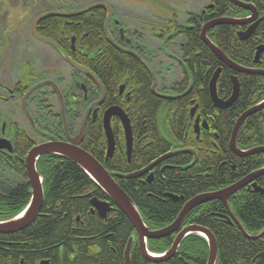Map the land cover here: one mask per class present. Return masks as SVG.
<instances>
[{"label":"trees","instance_id":"16d2710c","mask_svg":"<svg viewBox=\"0 0 264 264\" xmlns=\"http://www.w3.org/2000/svg\"><path fill=\"white\" fill-rule=\"evenodd\" d=\"M57 6L66 10L80 8L79 6L71 8L62 3H58ZM243 12L241 7L233 5L228 0H218L212 9H207L201 16V21L198 20L199 16H196V19H189V23L197 24L196 28L181 27L179 33L186 39L187 54L198 52L196 56L192 54L195 68L189 66L191 71L189 77L194 86L186 102L184 100L178 107L177 117L172 119L167 116L166 120H162L163 123L161 121L165 131L157 119L162 100L150 91L149 74L135 59L110 48L102 27L105 19V12L102 9L96 7L76 17H46L36 29L40 35L50 39L65 51L70 60L87 67L100 79L105 88L104 103L107 105L119 100V97L114 98L113 95L118 93L121 84L125 85L126 90L132 89L131 84L134 83H131L130 79L134 80L135 89L131 93L128 109L126 108L134 136L131 160L128 161L124 154V138L118 124L113 128L118 149L111 159L105 160V140L101 134L100 123L87 125L86 135L81 144V148L109 172L125 174L142 168L170 149L168 136H173L175 141L183 146L188 144L195 148L197 145L195 142H200L199 140L205 142L206 137L195 139L194 133L188 128L191 125L189 101L191 98H200L201 109L209 111L211 103L207 84L214 71L222 68L216 82L217 95L220 97L231 93V82L227 72L237 75L240 90L236 103L227 110L219 111L218 116L213 115L212 127L217 133L210 135L213 137V142H210L213 147L209 148H213L214 153L206 156L204 150L196 149L198 160L189 168L186 164L191 161V157L187 154L166 159L169 164L181 165L182 169L169 167L159 174L156 168L154 179L148 183L138 179L114 178L137 206L144 224L151 230H158L172 223L184 203L200 192L219 190L232 185L240 178L239 167L236 165L237 168H231L237 160L228 148V141L236 117L248 106L264 98V77L236 73L224 66L201 41L199 32L203 21L214 19L216 16L238 15ZM173 23L174 21L172 26L170 23L165 25L166 32L173 28ZM236 30V25H216L208 31L207 36L231 61L242 66L252 65L255 47L260 41L253 38L250 43L240 42ZM72 39L74 50L70 47ZM98 48L103 52L100 58L94 55ZM30 72L28 68L22 81L17 84L20 86V89H17L20 93L26 89L24 86L26 83L35 79ZM60 74H58L60 80L66 83L69 81L72 92L78 97L79 91L71 81L79 79V71L70 67L67 80ZM188 81L189 78L186 76L182 89L186 87ZM66 85L62 81L61 87ZM259 118L263 119V115L257 113L244 121L237 135L238 147L243 146L246 138L250 144L260 138L257 125ZM17 136L10 155L0 154V220H6L20 212L31 195L24 158L33 144L29 142L24 132ZM117 151L122 153L121 157L117 155ZM36 169L42 178L44 193L40 213L23 231L0 234V264H38L48 258L51 264H123L121 257L124 248L134 232L127 217L117 209L111 210L105 219L97 217L96 213L91 214L89 209L91 198L108 201L109 199L78 166L62 156L52 154L40 156L36 162ZM10 174L15 178H10ZM171 194L181 199L174 201L167 196ZM245 195L243 198L244 193L238 191L229 198L228 203L246 234H257L264 228V194ZM226 215L228 213L224 204L219 200H212L191 209L181 226L192 223L206 227L212 232L217 243V258L214 264H264L262 254L264 234L257 239H249L234 222L233 224L226 222ZM175 235L176 233L149 239L147 249L150 253H162L171 246ZM95 241H98L101 247L98 254L88 247V243L92 246ZM59 246H62V251H59ZM132 247L131 264H150L141 257L137 246ZM70 252L74 256H71ZM207 253L205 240L201 236L190 234L182 240L171 259L155 264H206Z\"/></svg>","mask_w":264,"mask_h":264},{"label":"flooded vegetation","instance_id":"af4514ba","mask_svg":"<svg viewBox=\"0 0 264 264\" xmlns=\"http://www.w3.org/2000/svg\"><path fill=\"white\" fill-rule=\"evenodd\" d=\"M45 1L46 0H43V2H45ZM57 1L58 0L51 1L48 4L50 6L48 9L40 10V12L35 15L32 22L39 15H41L43 13L54 12V10L55 11H65L66 9H63V7L58 8L57 4L60 2H57ZM217 1L218 0H205L204 4L202 5V7L199 9V11L197 13L186 11L185 12V22H183V23L178 22L177 15H175V14L166 18L167 20H159V21H155V22L154 21L151 22L149 20L144 21L141 18L138 19L136 17H133V15L117 13L116 12L117 9L113 8L109 3H106L105 1H101V0L92 1V2H105L106 4H108L110 6L111 15H109L110 19H109L108 24H107V26H108L107 32H108L111 40H113V43H111L109 41V38H107L106 33H105V29L103 27L105 19H106V11L103 8H99L105 12V19H104L102 27H103L105 38H106L107 42L109 43L110 48L119 52L122 55L132 57L149 74L150 79H151L150 80L151 81L150 91L157 98H160L162 100L161 106L158 110V112H159L158 118L161 116V120L159 119V123H160V126L163 130H164V125L162 124L163 121L166 120L167 116L172 118V119H175L177 117V113H179L178 107L182 105L184 100L186 102V99L189 97V93L194 86L191 78L189 77L190 72H191L189 69V66H191L192 68H195L194 56H196L198 52L193 51V52H191V54H187L186 44H185L186 39L184 38V36L182 34L179 33L181 31V27L196 28L197 24L195 22H193L194 24L189 23V19L190 18L196 19V16H199L198 20L201 21V19H202L201 16L206 12L207 9H212L214 7V4L217 3ZM240 1L252 4L253 11H251V10L249 11V10L242 8L244 10V12L241 14H238V15H228V14L227 15H221V16H216L214 19L220 18V17L244 19V22H242V24L236 25L237 26L236 31H237L238 40L240 42H248V43L252 42L253 38L259 40L260 43L255 47L254 56H255V53L257 51V47L261 46L262 50H260L256 62H254V56H253V60L251 61L252 65H249V66L240 65V66L248 68V69H254L257 71L258 70H264V28H263L264 27V0H240ZM92 2H89L86 4H90ZM43 5H44V3H43ZM94 9H96V8H94ZM55 16H58V15H55ZM48 17H50V16H48ZM60 17L67 18L66 16H60ZM162 18H164V17H162ZM210 20H213V19L203 21L201 24V28L207 21H210ZM173 21H174L173 28L169 29L166 32L165 25L166 24L168 25L170 23V25L172 26ZM32 22H31V24H32ZM40 22H41V20L37 23L36 29H38ZM136 23L138 24V26L140 25L143 28L147 27V26L150 27V29H149L150 33H151L150 35H152L151 41L155 42V44H156L155 47H153L154 45L151 46V45L146 43V38L143 37L142 34L140 33V31L135 27ZM227 25H230V24H227ZM201 28H200V31H201ZM246 29H252L251 34L246 38V40L245 39L240 40L239 34L240 33L243 34V32H245ZM208 31H207V33H208ZM37 32H38V30H37ZM30 33H31V26H30ZM31 35H32V33H31ZM199 36H200V32H199ZM33 38H34V40H37L40 43H43L45 46H48L52 50V52H54L57 56L62 58L63 61L68 65L69 71H70V67L76 71H79V70L75 69L73 66H71L68 63V61H66L61 56V54H59L58 51L52 45L46 43V41L44 42L43 40H40V39L34 37V36H33ZM200 39H201V37H200ZM201 41L203 42L202 39H201ZM70 47L72 50H74L73 44ZM81 53L85 54L84 51H81ZM192 54H194V56H192ZM94 55H96V58H100V56H103L102 49L98 48L94 52ZM136 56H140V58L136 57ZM25 64L27 66V69L30 68V70H31L30 73H31V75H33L35 77V79L32 78V79H34L32 82H30V83L28 82V83H26V85H24V86H26V89L23 91V93H20L19 91H17V89H20V86H17V84L20 81H22V79L24 77V75L23 76L20 75L19 66H17V71L19 73V79L16 81V83L15 82L13 83L11 88L6 87L0 83V90L3 91V93H0V107L1 106L4 107V106L8 105L9 103H12L14 106L17 105V107L20 110V114L23 115V118L25 120L24 124L21 121L20 122L22 124H20L18 122V119L15 120L14 119L15 115L13 113L14 110L13 111H7V113L9 112L7 114V116L2 111H0V139L9 142V144L11 145V151L3 148V149H0V154L2 156H5V154L10 155V153L12 152V146H13L14 142L18 139L17 135H19L21 132H24V134L28 138L29 142L33 144L32 146H35L38 144L40 145L41 143H44L47 141H53V140H55V141H68L69 138L75 137L79 133V129H80L81 124H82L81 122H83V119L85 118L83 131L81 132L82 133V139H81L79 146L81 147L82 141L85 138L87 125L90 123L91 124L92 123L93 124L94 123H97V124L100 123L101 124V134H103V137L105 140V142H104L105 143V160L111 159L113 157V155L115 154L116 150L118 149V146H116L115 133L113 132L114 131L113 128L116 127L118 124L122 129L123 138H124V131H123V126H122L120 118L116 115H112L110 117V120H109V125H110L111 132L113 134V139H114V141H113L114 142V151L110 157H107V138L105 135L103 122H102L103 117H104L105 112L109 108H113V107H119L127 115L126 111L128 109V105H129L130 100H131V93L135 89L134 80H132V78L130 79V82L134 83L133 85L131 84L132 89L126 90L125 85L121 84L119 86L118 93L113 95L114 98L119 97V100L116 103L114 101H112V104L107 105L106 103H104L105 96H106L104 85L102 84L100 79H98V77L91 70H89L87 67L82 66L85 70L89 71L94 76V78H92L86 72L79 71V73H80L79 79H77V80L75 79L74 81H71L73 86L75 88H77V90L79 91L78 97H75V93L72 92L71 86L69 85L71 83H69V81L66 83V82H64V80H62V79L60 80V78H59V75H58L59 72L58 71L61 72V68H60V70L56 69L52 72H50L46 68H45L46 70L44 72H36L34 70L36 68L32 62L26 61L24 63V65ZM173 65H175L179 69V72H178L179 75H177L178 77L177 76L175 77L172 74V71H173L172 66ZM223 65L226 66L227 68L231 69L232 71L236 72V70L230 68L229 66H227L225 64H223ZM237 65H239V64H237ZM158 68H160V69H158ZM219 69H220L219 73H221L222 68L219 67ZM160 72H163V74L161 75ZM227 73L229 75V80L231 83H232L233 77H235L236 79L238 78L236 74H233L231 72H227ZM236 73L247 74L248 72L237 71ZM47 75L52 76V78H48ZM248 75H259V74L248 73ZM186 76H188L189 81H188V84L186 85V87L182 89V87L184 86V80H185ZM260 76H262V75H260ZM63 79L67 80L68 75L65 76ZM95 79L99 81L101 86L98 83H96ZM210 79H209V81H210ZM42 81H52L57 86V88L59 89L61 96H59V94H57V92L54 90V88L52 86H49L48 84H47V86H42V87L37 88L27 97V99L25 101V108L27 110V114L29 115V117H28L21 109V100L29 88H31L33 85H35L39 82H42ZM62 81L64 84H67L65 87H63V86L61 87ZM154 82H155V86L152 87ZM238 83H239V90H240L239 80H238ZM208 84H209V82H208ZM101 89L104 90L103 100L101 101L100 104L91 107L101 97V95H102ZM208 92H209V90H208ZM157 93L160 95H163L164 97L158 96ZM231 93H232V84H231ZM231 93L229 95L227 94V95H223V97H220L219 95H217L218 93H217V89H216L217 97L219 99H222L223 101H226L230 97ZM238 97H239V94H238L237 98L235 99V101L232 104H230L229 107L218 108V107L213 106L214 105L213 101L209 95V100L211 103L209 105L211 107V109L209 108V111H207V109H201L200 98H191L190 99L189 103L191 104V106L189 109V120H190L191 125H189L188 128H190L191 133L192 132L194 133L195 139H199V138L203 139L202 137L207 138L205 142H202L201 140H199L200 142H195V144H197L196 148L193 146H189L188 144L183 146V145L177 143L175 141L176 139L173 136H168L167 139L170 142V149H168L167 152H165L164 154L155 158L154 160H152L151 162H149L148 164H146L142 168L133 170L129 173L122 174V173H116V172H109L107 169L104 168V166L100 162L99 163L113 177V179L116 177L120 178V176H118V175H130V174H133L136 172L137 173L142 172V173H140L134 177L127 178V179H138L143 183L144 182H147V183L151 182L154 179L156 168H157V170H158L157 172H159V174H162L164 169L165 168L168 169L169 167L182 169L181 165H174L172 163L169 164L168 161L166 160V159H169L175 155H186V154L189 155L191 157V161L188 164H186V167H188V168L191 166L193 167L198 160V155H197L196 149L204 150L206 156L211 155V153L215 152L213 148H209V147H213V145L210 144V142H213V137H211L210 135L212 133H217L216 130H214V128L212 127L213 121H214L213 115H215V117H216L219 115V111L227 110V109L231 108L233 106V104L236 103ZM17 101H19L18 104H16ZM257 103H254L253 105L248 106L240 114H242L247 109H249L250 107L254 106ZM193 108H194V111H193V114L191 115V110ZM86 112H87V116L85 117ZM257 113H259V115H263V119L259 118L257 120V125H258V128L260 130L259 131V137L260 138L257 141H255L254 143L252 142L251 144L247 143L248 138H246L242 147L241 146L238 147V145H237V147L239 149H241V151H243V152L249 151L253 148H257V147H261V146L264 147V108L261 109L260 111H257L256 113H254L252 115H255ZM240 114L236 117V119L240 116ZM252 115H249V116H252ZM127 117H128V115H127ZM29 118L32 121H30ZM73 118H76V119L73 120ZM128 119H129V117H128ZM196 119H197V132L195 131L196 130V128H195ZM236 119H235V122H236ZM55 120H56V122H55ZM161 121H162V123H161ZM244 121H243V123H244ZM129 122H130V120H129ZM130 126H131V123H130ZM240 128H239V130H240ZM131 133H132V146H131L130 155H127V153L125 152L126 151V145L124 142V154H125L126 159L128 161L131 160L133 146H134V141H133L134 136H133L132 127H131ZM200 135H201V137H200ZM191 138H192V136H191ZM124 141H125V138H124ZM236 143H237V141H236ZM120 148H121V146H120ZM228 148H229V145H228ZM170 152H172V154L170 156L164 157L166 154H168ZM191 152L196 154L195 162H193V155ZM231 153L234 154L235 159L237 160V163L234 164L231 168L235 169L238 166L239 167L238 169L240 170V178L238 180H246L245 185L239 190L242 193H244L243 198L246 197L245 194H247V193L248 194L260 193V192H256V189H260V190L264 191V173H263V175L261 174V175L256 176V177L253 176V174L256 171L261 170L262 168L264 169V152H262V153L261 152L250 153V154H246V155L241 156V157L239 155H236L232 151H231ZM117 155L119 157H121L122 153L117 151ZM153 162H154V164L149 169H146V167ZM224 162L225 161H223V163ZM223 163H222V165H223ZM248 177H251V178H248ZM26 179H27V177H26ZM171 195H173V194H171ZM173 196L179 198V200L181 199V197H179L177 195H173ZM99 201H104V202L109 203V205H108L110 207L109 212L111 210H116V209L119 210L114 205V203L111 202L110 199H109V201L108 200H99ZM89 209H90L91 214L96 213V215L98 217L97 211L95 210V208H93L91 206V203H90ZM109 212H107V214ZM107 214H106V216H107ZM101 219H103V218H101ZM78 223L81 225L83 224L82 222H78ZM191 224H189V225H191ZM167 226H165V227H167ZM185 226H188V225H185ZM185 226H180L179 229L174 233L177 234L178 231ZM174 233H172V234H174ZM254 235H256V234H253L252 236H254ZM86 239L91 240L92 238H84V240H86ZM134 246H137L136 242L134 243ZM88 247L95 254H98L101 251V247H100L98 241H95L92 246H90V244L88 243ZM138 247L139 246H137V249H138ZM59 251H62V246H59ZM71 251H73V250H71ZM138 251H139V249H138ZM70 255L74 256L72 254V252H70ZM122 260H123V258H122ZM41 261H44V262L46 261V264H51V261L49 258L41 260ZM40 262H38V264H40ZM58 262L59 261H56V263H58ZM21 263H22V261H21ZM150 264H152V263H150Z\"/></svg>","mask_w":264,"mask_h":264},{"label":"water","instance_id":"95a60500","mask_svg":"<svg viewBox=\"0 0 264 264\" xmlns=\"http://www.w3.org/2000/svg\"><path fill=\"white\" fill-rule=\"evenodd\" d=\"M231 3L234 5L241 7L246 10H251L253 11V6L252 4L242 2L240 0H229ZM103 8L106 11V19L104 22V29L107 38H109V41L113 43V40L109 37V34L107 32V24L110 19L111 15V9L108 4L105 2H92L90 4H86V6H81L80 8H75L74 10H65V11H55L54 12H48V13H43L39 15L31 24V33L34 37L43 40L44 42L52 45L61 56L68 61V63L73 66L75 69L79 71L86 72L89 74L92 78L94 76L87 70H85L82 66L78 65L75 63L73 60H70L71 58L62 50L60 49L56 43L51 41L50 39H47L40 34H38L36 27L37 23L48 17V16H75L76 15H81L85 12H88L94 8ZM244 22V19H238V18H230V17H220L216 18L210 21H207L201 28L200 31V37L203 40V43H205L208 48L215 54V56L221 61L223 64L229 66L230 68L240 71V72H248L251 74H259L264 76V70H254V69H248L245 67H242L240 65H237V63L232 62L230 59H228L223 52L215 45L213 44L208 36H207V31L216 26V25H222V24H230V25H240ZM252 29H246L243 34L240 35V40H243L251 34ZM71 44H73V39L71 40ZM262 50V47L259 46L257 47V51L254 56V62L257 61L258 54ZM139 57L140 56H136ZM220 69L218 68L216 72L214 71L209 84L208 85V90H209V95L213 101V106L218 107V108H227L232 104L235 99L238 96L239 92V83L238 80L233 77L232 78V93L230 97L226 100L223 101L222 99H219L216 95V81L219 76ZM96 83H99L98 80H96ZM52 86L54 90L61 96L59 89L57 86L52 82V81H42L39 82L35 85H33L31 88L27 90V92L24 94L22 100H21V109L22 111L29 117L27 114V110L25 108V101L27 97L37 88L42 87V86ZM101 86V85H100ZM155 86V82L153 83V86ZM103 89V88H102ZM101 89V90H102ZM153 89V88H152ZM158 96L164 97L163 95H160L157 93ZM104 98V90H102V95L101 97L91 106H96L101 103V101ZM264 108V99H262L260 102L255 104L254 106L250 107L247 109L245 112L240 114V116L236 119V122L234 123L233 128L231 130L230 138H229V149L235 153L236 155L244 156L246 154L250 153H255V152H264V147H257L253 148L249 151H241L237 147V135L239 132V128L241 127L243 121L249 117V115H252L256 113L257 111H260L261 109ZM90 109V108H89ZM194 108L191 110V115L193 114ZM112 115H116L120 118L122 126H123V131H124V138H125V145H126V153L127 155H130L131 151V146H132V133H131V126L129 119L127 115L124 113L122 109L119 107H113L109 108L103 117V127L105 131V135L107 138V157H110L114 151V139H113V134L111 132V128L109 125V120ZM87 116V112L85 114V117ZM30 121H32L29 118ZM85 118L83 119V122H81V127L79 129V133L72 138H69L68 141H47L44 143H41L40 145H35L29 148L25 158H24V167H25V174L27 177V182L30 186L31 190V195L29 198V201L27 204L24 206V208L18 212L16 215L12 216L11 218H8L6 220H0V234H12V233H17L19 231H23L27 226L32 224L34 222V219L37 217V215L40 213L41 207L43 205V200H44V193H43V188H42V180L41 177L36 169V162L40 158V156L43 155H57V156H62V158L72 162L76 166H78L90 179L91 181L100 189L104 192V194L111 200L112 203L127 217L129 222L131 223V226L134 228V232L130 235L126 246L123 251V264H131V251H132V246H134V243H137L138 249L140 254L147 262L155 264L158 262H167L169 259H171L177 252L180 243H182V240L190 234H195L198 236H201L208 247V258L206 261V264H214L216 263V258H217V243L214 235L212 232L207 229L206 227L200 226V225H195L191 224L188 226L183 227L178 231L176 234L171 246L165 251L163 255H156L153 253H150L146 247V241L149 239H158L165 237L167 235H170L174 232H176L179 227L182 225V222L185 218V216L188 214L191 209H193L195 206L203 204L208 201L212 200H219L221 201L226 210L228 215L225 216L226 222L229 224H236L238 228L240 229L241 232H243L249 239H257L260 236L264 234V228L257 233L256 235H247L246 232L244 231V228L242 225L239 223V221L236 219L234 216L228 200L229 198L237 193L244 185L246 180H237L236 182L232 183V185H228L224 188H221L216 191H209V192H204L192 197L188 201L184 203L182 206L181 210L179 211L178 215L176 216L175 220L170 223L167 227L158 229V230H151L149 229L143 222L141 215H139V210L136 207V205L133 203V201L130 199V197L119 187V185L115 182L113 177L103 168V166L88 152H86L84 149H82L79 144L82 139V131H83V126H84ZM195 128L197 132V119L195 121ZM65 123V122H64ZM6 149L11 151V145L9 142L0 139V149ZM188 152V151H187ZM192 153V152H191ZM172 154V152L166 154L164 157H168ZM193 155V162L196 160V154L192 153ZM163 158V157H162ZM160 160V159H159ZM156 162V161H155ZM192 162V163H193ZM154 164L151 163L146 167V169H149L152 165ZM145 169V170H146ZM144 171V170H143ZM142 172H136L130 175H118L123 178H131L134 177ZM264 169L262 168L261 170L256 171L253 176H259L263 175ZM251 178V177H248ZM256 192H260L264 194V191L260 189H256ZM171 197L174 201H177L178 198L173 196V195H167ZM91 206L95 208L97 211L98 217L99 218H105L107 217L106 214L109 212L110 207L108 206L109 203L104 202V201H99L96 198H92L90 200ZM264 254V253H262ZM40 264H46V261H41Z\"/></svg>","mask_w":264,"mask_h":264},{"label":"rangeland","instance_id":"374dc122","mask_svg":"<svg viewBox=\"0 0 264 264\" xmlns=\"http://www.w3.org/2000/svg\"><path fill=\"white\" fill-rule=\"evenodd\" d=\"M53 0H0V83L6 87H10L19 79L17 66L20 68V75L26 73V61L32 62L36 72H44L48 69L50 72L61 68L58 71L60 76L64 78L69 74L68 65L62 58L57 56L52 50L34 40L30 33V24L40 10L48 9V5ZM95 0H58L68 7L83 6L86 3ZM109 3L113 8L117 9V13L133 15V17L141 18L146 21L167 20L169 16L177 15L178 22H185V12L190 11L197 13L204 4L205 0H101ZM44 3V5H43ZM156 15V16H155ZM154 17V18H153ZM164 17V18H162ZM144 26V25H143ZM135 27L140 31L143 37L146 38V43L155 47V42L151 41L150 27H142L135 24ZM154 51V50H153ZM46 68V69H45ZM173 76L179 75V69L172 66ZM160 69V68H158ZM161 75L163 72H160ZM48 76V75H47ZM169 77V76H168ZM178 77V76H177ZM52 78V76H48ZM0 93L3 91L0 90ZM16 102V101H15ZM17 101L16 104H18ZM14 110V119L20 124H24L25 120L17 105L9 103L6 106H1L2 111L6 116L7 111ZM161 120V116L158 118ZM22 123H21V122ZM11 175V174H10ZM12 176V177H11ZM10 178H15L11 175Z\"/></svg>","mask_w":264,"mask_h":264}]
</instances>
